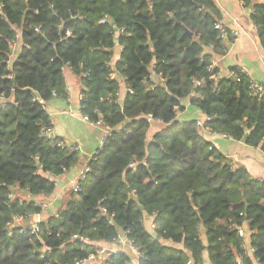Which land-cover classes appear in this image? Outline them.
I'll return each mask as SVG.
<instances>
[{"label": "trees", "instance_id": "obj_1", "mask_svg": "<svg viewBox=\"0 0 264 264\" xmlns=\"http://www.w3.org/2000/svg\"><path fill=\"white\" fill-rule=\"evenodd\" d=\"M238 1L264 48V0ZM223 19L216 0H0V264H75L122 234L137 264H264V179L203 136L264 152V96L237 66L216 79ZM65 67L81 77L83 115L111 135L80 191L33 231L32 197L80 160L46 134ZM186 100L203 121H178ZM148 116L164 124L152 135ZM94 264L134 261L116 251Z\"/></svg>", "mask_w": 264, "mask_h": 264}, {"label": "crops", "instance_id": "obj_2", "mask_svg": "<svg viewBox=\"0 0 264 264\" xmlns=\"http://www.w3.org/2000/svg\"><path fill=\"white\" fill-rule=\"evenodd\" d=\"M216 2L223 12L222 23L231 37L230 42L226 43V53L214 58V65L218 68L219 77L231 76V69L237 66L248 74L251 82L260 84L264 89V48L260 44L250 10L242 7L238 0H216ZM234 31L238 33L233 35ZM120 51L121 48L117 50L115 59H119ZM64 76L67 85L66 97L52 98L47 102L46 110L53 123L52 133L61 138L62 143L67 147H74L80 160L73 168L55 179L56 187L51 195L41 194L32 197L42 207V213L38 214L37 220L34 218L35 214L31 216L30 220L33 225L46 220L50 215L57 214L65 206L66 199L71 192V183L77 180L88 166V162L98 150L100 140L106 130L101 124H92L83 119L80 102L84 85L81 77L73 74L68 67L64 68ZM157 78L154 76V79ZM121 82L123 84L121 97H124L128 89L124 85L123 79ZM184 107L185 109L178 114L179 122L203 121L205 119V115L189 100L184 101ZM163 126L162 122L153 121L150 135ZM203 136L230 158L235 166H244L253 177L264 179V152L259 147L255 148L243 141L209 131L205 132ZM27 196L29 197V193ZM152 222V217L146 218L147 227ZM247 241L249 243V239ZM102 246L114 251L127 252L132 256L134 264H137L139 254L130 245L124 234L117 242L102 244ZM205 264H212L207 257H205Z\"/></svg>", "mask_w": 264, "mask_h": 264}, {"label": "built area", "instance_id": "obj_3", "mask_svg": "<svg viewBox=\"0 0 264 264\" xmlns=\"http://www.w3.org/2000/svg\"><path fill=\"white\" fill-rule=\"evenodd\" d=\"M215 27H216V29H218V30L220 31V37H221L222 39H227V38L229 37V33L227 32L225 26L223 25V23H222L221 21L218 22V23L216 24ZM237 33H238L237 31L232 32L233 35H236ZM213 65H214V62H213ZM214 66H215V65H214ZM218 77H219V75L216 76V79H217ZM251 89H252V93H253L255 96H258V97H263V96H264V89H263V87H262L260 84H258V83H256V82H251ZM69 112H70V111H69ZM83 119L86 120V121H88L89 123H92V124H101V122H97V123H93V122H91V121L89 120V118H88L86 115H83ZM146 119H147L150 123H152L153 121H155L151 116L146 117ZM158 122H160V121H158ZM101 125H102V124H101ZM199 125H201V123H199ZM104 127H105V126H104ZM105 128H106V130H105L104 135L102 136V138H101V140H100L99 148H98V150L96 151V153L93 155V157H94L95 155L99 154L100 150H102L103 146L105 145V143H106L108 137L111 135V130H110L109 128H107V127H105ZM51 133H52L51 130H47V131H46V134L48 135V137H50ZM71 149H72V150H75L74 147H72ZM90 170H91L90 167L87 166V167L82 171V173L80 174L79 178L71 183V190H72L73 192H78V191H80V189H81V188H80V181H83V180L86 179V177H87V173L90 172ZM260 180H262V179H260ZM32 227H33V231H36V230H37V228H36L35 225H33ZM153 227H154V224L152 223V224H151V228H153ZM240 233L243 235V234H244V231H243V230H240ZM121 242H122V241H121ZM129 243H130V245H132V247L134 248L133 244H132L131 242H129ZM134 249H135V248H134ZM113 252H116V251H114V250H110V249H108V248H106V247L103 246L102 249H101V251H100V256H99V257L90 256L88 259H85V260H83V261H81V262H77V263H75V264H94V263L97 261V258H101V259H102V258H104V257H108V256H109L111 253H113ZM251 252H253V249H252V248H251ZM138 254H139V253H138Z\"/></svg>", "mask_w": 264, "mask_h": 264}, {"label": "water", "instance_id": "obj_4", "mask_svg": "<svg viewBox=\"0 0 264 264\" xmlns=\"http://www.w3.org/2000/svg\"><path fill=\"white\" fill-rule=\"evenodd\" d=\"M111 22L113 23L114 21L111 20ZM35 95H36L38 98L40 97L39 94H38L37 92H35ZM50 137L54 138L55 135H54L53 133H51ZM34 216H35L34 218L37 220V218H38V214H35Z\"/></svg>", "mask_w": 264, "mask_h": 264}, {"label": "rangeland", "instance_id": "obj_5", "mask_svg": "<svg viewBox=\"0 0 264 264\" xmlns=\"http://www.w3.org/2000/svg\"><path fill=\"white\" fill-rule=\"evenodd\" d=\"M152 132H154V131H152ZM152 132H151V133H152ZM22 195H23V196H26L25 193H22ZM27 197H28V196H27ZM18 223H22V222H18ZM108 249H109V248H108ZM110 250H111V249H110ZM135 258H136V257H135Z\"/></svg>", "mask_w": 264, "mask_h": 264}]
</instances>
